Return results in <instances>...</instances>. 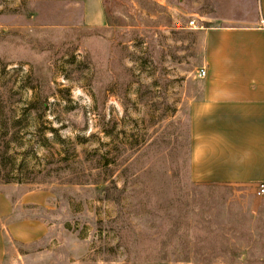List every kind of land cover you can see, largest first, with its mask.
Returning a JSON list of instances; mask_svg holds the SVG:
<instances>
[{
    "label": "rangeland",
    "instance_id": "1",
    "mask_svg": "<svg viewBox=\"0 0 264 264\" xmlns=\"http://www.w3.org/2000/svg\"><path fill=\"white\" fill-rule=\"evenodd\" d=\"M104 11L90 29L75 4L0 0V264H264V202L187 166L200 29L247 24L255 0ZM22 220L44 232L14 240Z\"/></svg>",
    "mask_w": 264,
    "mask_h": 264
},
{
    "label": "crops",
    "instance_id": "2",
    "mask_svg": "<svg viewBox=\"0 0 264 264\" xmlns=\"http://www.w3.org/2000/svg\"><path fill=\"white\" fill-rule=\"evenodd\" d=\"M32 1L78 5L84 27L106 26L104 0ZM255 3L256 13L247 24L200 29L199 68L205 70V76L196 77L200 95L188 105L187 166L194 183L244 190L264 202V195H255L264 182V0ZM30 199L20 196L16 206L26 205ZM13 211L8 198L0 195V220L8 219ZM6 226L14 240L25 243L44 232V226L33 220ZM2 256L0 231V260Z\"/></svg>",
    "mask_w": 264,
    "mask_h": 264
},
{
    "label": "built area",
    "instance_id": "3",
    "mask_svg": "<svg viewBox=\"0 0 264 264\" xmlns=\"http://www.w3.org/2000/svg\"><path fill=\"white\" fill-rule=\"evenodd\" d=\"M190 24L192 25L193 22H190ZM205 76V70L203 68H200L197 73H196V77L198 78H203ZM255 195L257 197H261L264 195V182L260 183L257 187V190L255 192Z\"/></svg>",
    "mask_w": 264,
    "mask_h": 264
}]
</instances>
